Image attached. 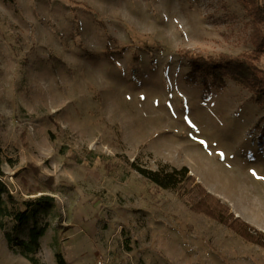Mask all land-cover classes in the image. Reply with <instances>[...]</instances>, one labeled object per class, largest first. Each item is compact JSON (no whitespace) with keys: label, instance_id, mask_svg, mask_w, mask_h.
<instances>
[{"label":"rangeland","instance_id":"374dc122","mask_svg":"<svg viewBox=\"0 0 264 264\" xmlns=\"http://www.w3.org/2000/svg\"><path fill=\"white\" fill-rule=\"evenodd\" d=\"M250 33L238 0H0V264H32L12 244L33 226L40 264H264L129 165L187 166L264 234L263 106L189 82L181 54L248 52Z\"/></svg>","mask_w":264,"mask_h":264},{"label":"trees","instance_id":"16d2710c","mask_svg":"<svg viewBox=\"0 0 264 264\" xmlns=\"http://www.w3.org/2000/svg\"><path fill=\"white\" fill-rule=\"evenodd\" d=\"M249 16L251 25L250 40L254 48L248 52L237 55L217 53L215 55L204 56L200 54L183 51L186 56L190 70L185 74V78L191 82H201L205 89L211 86H222L225 78H229L244 88L250 90L257 103L264 109V69L259 66V61L264 53V3L262 0H238ZM136 57V54H134ZM261 123V124H260ZM256 127L260 129L258 141L264 143V113L258 119ZM1 161V147H0ZM129 165L152 182L157 187L175 191L180 198H187L191 209L195 212L203 213L206 216L226 225L234 230L244 239L264 247V234L251 227L248 223L234 217L227 204L214 196L198 182L194 175L189 173L187 166L171 168L167 163L160 165L156 169L141 166L135 161H130ZM0 174L1 171H0ZM2 198L0 193V216L3 213L1 207ZM29 211H19L14 214L15 225L13 232L27 219ZM44 228L33 226L30 229L29 238L12 239L7 235L8 243H12L19 248L20 254L28 259L32 264H40L33 256L39 247V237L43 234ZM57 264H66L60 253H56Z\"/></svg>","mask_w":264,"mask_h":264},{"label":"snow or ice","instance_id":"6c2138e0","mask_svg":"<svg viewBox=\"0 0 264 264\" xmlns=\"http://www.w3.org/2000/svg\"><path fill=\"white\" fill-rule=\"evenodd\" d=\"M201 144H204V141H200ZM221 156H223V153H221ZM253 175H255V173H253Z\"/></svg>","mask_w":264,"mask_h":264},{"label":"built area","instance_id":"2783aa9c","mask_svg":"<svg viewBox=\"0 0 264 264\" xmlns=\"http://www.w3.org/2000/svg\"><path fill=\"white\" fill-rule=\"evenodd\" d=\"M96 264H104L102 261L98 260Z\"/></svg>","mask_w":264,"mask_h":264}]
</instances>
